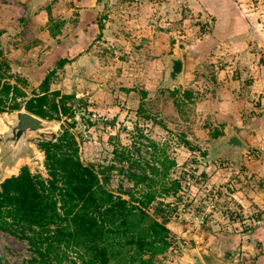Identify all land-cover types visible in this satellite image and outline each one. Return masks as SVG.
Instances as JSON below:
<instances>
[{"label": "rangeland", "instance_id": "rangeland-1", "mask_svg": "<svg viewBox=\"0 0 264 264\" xmlns=\"http://www.w3.org/2000/svg\"><path fill=\"white\" fill-rule=\"evenodd\" d=\"M29 3L0 0V82L33 95L72 34L51 88L75 95V114L14 145L6 137L16 112H0V181L26 164L47 176L38 142L63 123L85 164L113 166L106 186L116 195L142 198L150 187L130 172L159 178L153 164L161 175L170 166L143 206L170 228L172 244L154 264H264V0ZM232 135L240 148L222 143ZM174 180L180 187L164 193ZM58 256L84 264L72 247ZM140 257L124 247L109 264ZM0 264L44 263L29 239L0 229Z\"/></svg>", "mask_w": 264, "mask_h": 264}, {"label": "trees", "instance_id": "trees-1", "mask_svg": "<svg viewBox=\"0 0 264 264\" xmlns=\"http://www.w3.org/2000/svg\"><path fill=\"white\" fill-rule=\"evenodd\" d=\"M97 24L102 33L104 24L100 19ZM60 51L63 53L56 60L55 68L46 73L39 91L33 95L28 96L19 84L10 80L0 82L1 112L23 108L47 119L74 116L75 95L51 88L56 69L71 59ZM191 93L185 91L188 99ZM61 125V131L38 142L45 152L47 176L34 173L24 165L18 174L1 183L0 229L29 239L44 264H62L58 256L60 247L75 249L84 264H109L124 247H128L131 257L141 256V264H154V256L172 244L168 238L170 228L167 216L160 220L143 206H149L156 199L154 186L168 179L166 173L170 166L166 164V172L161 175L159 166L153 164L159 178L147 171L130 172V179L137 185L147 183L150 187L142 198L134 193L131 198L116 195L106 186L110 180L108 171L113 166L105 169L85 164L80 158L75 134L67 125ZM221 133L215 132L214 137ZM178 187L179 181L174 180L163 192H176ZM74 264L78 263L74 261Z\"/></svg>", "mask_w": 264, "mask_h": 264}, {"label": "water", "instance_id": "water-1", "mask_svg": "<svg viewBox=\"0 0 264 264\" xmlns=\"http://www.w3.org/2000/svg\"><path fill=\"white\" fill-rule=\"evenodd\" d=\"M47 1L48 0H32V1L30 0L29 4L34 6L36 4H42V3H45ZM13 111L16 112L17 116L13 120V122H11V127L9 128L10 129L9 133L7 132V137H6L7 139L6 140H11L12 142H14L13 143L14 145L16 144V142L18 144L22 143L25 140L26 136L29 134V132H33V131H36V130L44 129L47 126V124H46L47 120H48L47 118L39 116V115L29 111V110H26V109L22 108V109H16V110H13ZM50 120H59V119L54 118V119H50ZM226 139L227 140H223L222 143L223 144L228 143L229 144L228 146H232L233 145V146H235L237 148H240L243 145L242 141L236 135H232V136H230V137H228ZM40 150L43 152L44 157H45V152L41 148H40ZM43 164H44V162H43ZM26 165H28V164H26ZM44 166H45V164H44ZM45 169H46V167H45ZM19 171L16 172V173L14 172L13 174H18ZM31 171L33 172L32 169H31ZM46 173H47V169H46ZM13 174H10L9 176L4 177L0 181V187H1V183L7 177H10ZM188 264H206V263L199 256H197L196 257V261L190 262Z\"/></svg>", "mask_w": 264, "mask_h": 264}, {"label": "crops", "instance_id": "crops-1", "mask_svg": "<svg viewBox=\"0 0 264 264\" xmlns=\"http://www.w3.org/2000/svg\"><path fill=\"white\" fill-rule=\"evenodd\" d=\"M84 12H82V14H83ZM82 14H81V21H80V24L79 25H81L82 26V23H83V19H82ZM78 25V26H79ZM76 27V30H75V34H77L78 32H80L79 31V29H81V28H79V27ZM82 30V29H81ZM83 33H85V32H83ZM86 34V33H85ZM84 34V35H85ZM86 36V35H85ZM73 38H74V36H72V34L71 35H69V36H67V38L66 39H64V41L63 42H60L61 43V45H60V50L62 49L65 53V55L66 56H69V54H71V52H70V45H69V43H73L72 41H73ZM83 45H85V44H83ZM69 50V51H68ZM45 63H47V60H46V62Z\"/></svg>", "mask_w": 264, "mask_h": 264}]
</instances>
